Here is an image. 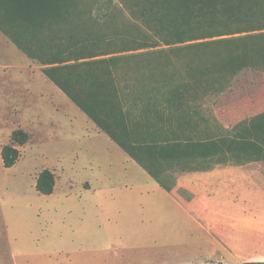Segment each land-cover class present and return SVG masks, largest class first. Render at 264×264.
<instances>
[{"label": "rangeland", "instance_id": "1", "mask_svg": "<svg viewBox=\"0 0 264 264\" xmlns=\"http://www.w3.org/2000/svg\"><path fill=\"white\" fill-rule=\"evenodd\" d=\"M151 1L70 0L43 25L25 28L12 22L10 6L0 0L4 29L38 53L42 49L49 53L41 59L30 57L0 28V264H169L197 259L185 251L166 247L161 251L153 241L154 234H159L160 218L132 203H120L127 202L121 194L120 186L127 181L121 166L108 169L114 173L109 181L116 202L106 203L99 192L83 189L89 185L80 180L97 171L104 175L107 169L103 165L90 172L74 164L76 147L66 142L59 127L66 119V101L71 99L46 73L60 68L74 78L94 72L109 79L111 87L113 80L116 91L110 98L119 113L113 122L122 126L128 139L131 134L122 96L127 93L135 96L138 104L152 108V113L158 108L155 103L162 107L165 100L168 110L160 109L162 115H154V119L163 127L176 128L177 134H201L202 125L205 136L215 131L216 125L207 119L214 114L217 96L248 66L245 58L250 52L264 48V7L255 6L250 20L224 21L221 26L205 28V38L168 45L159 36ZM53 53L57 55L52 57ZM80 56L86 57L77 59ZM171 107L179 113L173 109L176 114L165 117ZM18 128L29 132L30 140L18 146L20 158L7 168L1 150ZM233 135L229 130L203 140L130 141L155 147L156 159L146 152L154 166L166 171L170 165L191 168L217 162L221 149L239 145ZM211 142H217L214 155H178L181 149H189L190 143L201 144L196 145L197 152L204 149L202 144L215 149ZM45 168L56 174L52 194L36 189L37 177ZM169 179L173 180L172 174ZM100 183L104 186L106 180ZM173 230L182 233L179 248L188 246L190 239H185L184 230L174 227L167 232Z\"/></svg>", "mask_w": 264, "mask_h": 264}, {"label": "crops", "instance_id": "2", "mask_svg": "<svg viewBox=\"0 0 264 264\" xmlns=\"http://www.w3.org/2000/svg\"><path fill=\"white\" fill-rule=\"evenodd\" d=\"M262 61L258 64L250 63L238 71L233 84L219 93L214 114L207 119L208 123L216 125L215 131H210L206 136L203 125L191 119H188L190 124L199 123L201 134H177L176 128L156 123L154 115L160 116V109L164 111L169 108L165 100L162 107L155 103L158 108L155 107L152 113V108L138 104L135 96L128 93L126 96L122 95L130 138L140 144L168 143L178 139L203 140L205 137H220L233 130L232 137L239 145L232 150L220 152L217 162L206 164L205 167L170 165L166 171L163 169L161 177L173 186L171 190L164 188L75 102L66 101L68 111L66 115H62L66 119L59 127L66 142H73L76 147L73 148L74 164L77 162L83 170L90 172L103 165L107 169L104 175L97 171L80 180V183L88 182L89 186L83 189L99 192L106 203L116 202L117 194L109 181L114 173L109 168L116 164L121 166L122 175L124 173L127 179L120 186L121 194L127 202L123 200L120 203H132L146 214L153 213L160 218L159 234H154L153 237L155 245L158 244L161 251L166 247L170 251H185L186 255L197 256L196 260L185 258L182 262L173 261L169 264L264 263ZM167 98L171 106L172 100ZM203 105L204 97L198 107L202 109ZM173 109L179 113L177 108L171 107V112L164 113V116L176 114ZM200 109L199 115L201 119H205L202 111L200 114ZM62 116L58 120H62ZM194 130L196 127L192 131ZM171 174L173 180H167ZM103 179L106 180L104 186L100 183ZM164 219L167 221L164 222ZM174 227H181L185 232V239H190L188 246L183 249L179 248L182 233L175 232L176 229L173 233L167 232Z\"/></svg>", "mask_w": 264, "mask_h": 264}, {"label": "trees", "instance_id": "3", "mask_svg": "<svg viewBox=\"0 0 264 264\" xmlns=\"http://www.w3.org/2000/svg\"><path fill=\"white\" fill-rule=\"evenodd\" d=\"M8 3L9 17L17 26L33 28L46 22L50 17L56 16L64 4L70 0H5ZM151 6L154 10L153 18L156 21L159 36L166 44L172 45L184 43L195 39L205 38V28H214L228 21L253 18V8L264 7V0H152ZM0 28L6 32L13 41L23 49L30 57L41 59L47 56L44 49L40 53L36 48L27 45L19 37L4 29L0 22ZM231 33H221L226 35ZM218 36V35H213ZM86 46H82V51ZM40 51V49H39ZM57 54H51L55 57ZM80 56L77 59L84 58ZM246 64L264 62V48L250 52L245 58ZM52 60V63H56ZM237 70V69H236ZM48 77L63 90L70 99L75 102L103 131L135 158L147 171L166 189L171 190L172 185L167 184L161 177L162 169L154 166L153 159L155 147L132 143L126 138L122 126L113 122L118 116L117 108L110 96L116 91L114 81L107 79L104 75L88 73L80 74L74 78L69 76L63 69L52 68L46 71ZM104 74H109L106 72ZM113 88V89H112ZM102 98L97 97V93ZM97 94V95H96ZM30 140V133L22 128L15 129L11 135V142L4 145L1 150L4 166L13 167L20 158L19 145H24ZM200 143H190L189 149H181L179 156L198 155L210 156L217 153V142H211L215 149L205 147L197 152ZM193 145V146H192ZM201 145V144H200ZM234 147L229 146V150ZM149 151L153 157L146 152ZM216 150V151H215ZM225 151V149H221ZM56 174L49 168L43 169L36 180V189L42 194H52L56 188Z\"/></svg>", "mask_w": 264, "mask_h": 264}]
</instances>
